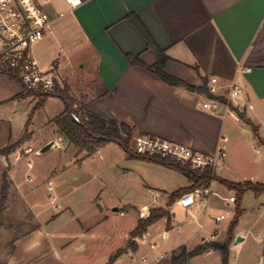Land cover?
Listing matches in <instances>:
<instances>
[{"label": "crops", "instance_id": "1", "mask_svg": "<svg viewBox=\"0 0 264 264\" xmlns=\"http://www.w3.org/2000/svg\"><path fill=\"white\" fill-rule=\"evenodd\" d=\"M36 2L50 15L52 25L46 37L34 46L33 54L42 67L54 66L60 71L63 83L71 87L72 97L75 88L81 89L84 112L130 126L134 136H158L206 154L216 152L221 138H227L228 160L220 166V175L217 169L215 174L236 183L245 178L235 169L250 162L249 152L264 147V0H81L74 12L65 0ZM157 48L170 58L165 72L196 88L202 87L205 80L208 87L211 77H217L224 87L221 97L228 94L231 84L242 88L235 109L244 119L236 112V116L228 115L226 108H221L220 115H212L202 108L209 99L206 94L172 87L146 68L131 65L127 59V56L137 57L146 66H153L158 61ZM25 92L18 81L0 74V123H4L2 116L7 114L8 118H14V108L26 106L27 110L23 126L15 135L11 121L5 124L7 132L6 135L0 133V149L19 141L26 131L31 138L25 144L31 145L35 132L42 129L59 137L58 140L48 137L46 143L54 140L61 148H69L54 125L57 117L38 120L50 100H61L50 97L30 120L38 101L34 95L17 99ZM61 103L63 113L65 107ZM246 120L258 129V136ZM111 145L114 144L100 148L97 153ZM123 155L129 161H140L128 159L124 152ZM25 168L28 172L27 166ZM23 175L19 179L14 175L13 182L34 223L13 239V250H9L4 264H130L129 250L147 253L150 264H173V256L183 247L190 252L202 245L205 238L212 237V234L203 235L205 222L198 219L199 214L208 210L210 195L189 211L174 204L170 224L162 219L149 227L148 242L156 243L155 249L135 243V248H129L131 233L139 219H144L140 211L147 207L149 215L155 208H164L170 194L158 193L160 197L155 203L153 200L152 207L143 204L127 205V211L114 209L121 217L131 214V220L124 229L107 228L109 216L103 213L101 206L83 212L72 207L63 209L59 204L58 210L32 212L27 197L33 189L27 186L31 182H26ZM91 202L95 203V199ZM174 207L185 211L197 225L193 236L182 244L179 241L187 233L177 229ZM247 234L243 229L237 231V236L244 239L231 245L229 264H241L237 254ZM199 237L201 242L189 249L190 242ZM113 238L119 245L104 252L103 244ZM158 243H162L163 250L158 251ZM120 250L126 252L111 262ZM217 252L210 250L205 254ZM234 253H237L235 257ZM89 254L93 257L88 262L85 258ZM260 263L261 259L257 264Z\"/></svg>", "mask_w": 264, "mask_h": 264}, {"label": "rangeland", "instance_id": "2", "mask_svg": "<svg viewBox=\"0 0 264 264\" xmlns=\"http://www.w3.org/2000/svg\"><path fill=\"white\" fill-rule=\"evenodd\" d=\"M65 87L70 90V97L74 100L73 109L76 111L80 110L85 105V102L81 101V93L79 92L81 89L75 88L74 98L69 85L63 83L60 88ZM31 96L33 95L28 97ZM36 99L38 101V98ZM62 108L61 101L50 100L44 111L39 115V122L58 117L62 113ZM12 111L16 113L14 118H8L9 114L2 116V121L4 122L0 123L2 125L0 129L2 135H6V125H9L10 121L14 135L23 126L24 115L27 111L26 106L14 108ZM49 133L45 129L36 131L31 140V145L40 151L50 143H46L48 137L58 140L59 137L57 138L56 134H51L50 130ZM134 138L135 136L132 139L131 146ZM17 142L10 146L15 145ZM60 143L63 145V142ZM24 146L27 145L19 146L7 158L0 156V198L4 173L7 175V181L9 182L8 196L4 210L0 215V264H3L10 250L8 243L30 229L34 223L33 215L19 199L15 183L11 177V175H15L19 179L23 172L24 175L27 173L25 166L28 159L23 158L22 161L18 162L15 160V152ZM257 149L258 151L249 152V163L235 169H238L242 175L241 177H245L241 178V182L251 181L264 184V162L262 161L264 160V147L259 146ZM260 153L262 154L260 155ZM85 157V153L80 154L71 145L69 148L62 147L59 149L53 147L43 154L32 157L34 169L30 172V175L33 181L27 185L33 189L27 197V203L32 208V212L38 213L39 211L52 208L49 202V193L46 189L49 182H51L54 187L53 194L57 204H61L63 209L72 207L75 210L90 212L91 208H99L98 206H101L103 213L109 216L110 221L106 225L107 228L117 226V228L124 229L130 222L132 215L128 214L126 217H121L119 215L120 212L116 213L114 209L118 208L119 211H127V205L139 207V205L143 204L152 207L154 206L153 200H155L156 193L172 194L189 186L188 179L175 170L143 160H127L121 149L116 145H111L104 152L95 153L86 157V159ZM223 161L219 162L216 168L218 175H220V166ZM58 163H60L59 167L57 166ZM52 169H57V171L52 172ZM210 188L212 193L210 194L209 208L198 215L199 222H205L206 228L203 235L210 236L217 232L215 240H218L217 242L219 243H228L230 256L231 245L235 243L237 231L243 229L245 233L248 232L247 238L242 244L239 253H234L233 257L237 254L240 257L241 264H257L260 259V264H264V193L261 196H257L254 192L247 191L243 195L241 200L243 214L239 224L232 233L231 240L228 230L235 216L236 203H231L229 199L231 196L236 197V192L229 191L219 182H213ZM94 199L95 203L91 202ZM173 206L169 207L166 203L164 208L171 212ZM63 211V213L66 212V210ZM172 211L175 214L174 220L179 232L187 233L179 241V244H182L185 239L193 236L197 230V225L185 211L176 207ZM227 211L230 212L229 216L217 223L215 221L216 217L225 214ZM64 215H67V213ZM127 237L129 238V234ZM200 242V237L190 242L189 249H193ZM117 245H119V242L113 238L111 241H106L101 249L104 252H108L109 249H113ZM157 249L158 251L164 249L162 243H158ZM169 249L171 250V248ZM91 257L93 255H86L85 261L88 260L89 262ZM221 257L222 254L219 251L211 254L203 253L190 259L187 264H220ZM248 260L250 263L246 262Z\"/></svg>", "mask_w": 264, "mask_h": 264}, {"label": "built area", "instance_id": "3", "mask_svg": "<svg viewBox=\"0 0 264 264\" xmlns=\"http://www.w3.org/2000/svg\"><path fill=\"white\" fill-rule=\"evenodd\" d=\"M70 7V11L81 5V0H65ZM64 13L60 14L63 17ZM52 19L43 6L39 5L36 0H0V74L13 77L25 89V91L33 94L48 95L55 93L63 86L60 71L54 66L42 67L33 54V48L41 42L51 29ZM245 71L250 72V69ZM224 87L220 84L217 77H211L208 83V92L213 98H209L202 104L204 110L209 111L212 115H220L221 108H226V112L230 116H236L235 111L231 108L237 107V99L243 93L242 88L238 85L231 84L228 88V94L221 97L220 91ZM224 98V102L218 100ZM76 122H80L76 114H71ZM53 147L61 148L58 142H54ZM131 150L133 154L147 158L170 159L182 166H187L192 170H205L207 168L216 169L219 162L227 157V138H221L220 146L217 151L211 154L196 151L186 145L162 139L153 135L135 136ZM33 146L27 145L21 147L15 152V160L22 161L27 158L28 172L25 174V181L32 182L30 175L33 169L32 157L39 154ZM12 180L14 175H11ZM49 193L50 206L55 210L60 208L53 194L54 187L51 182L47 185ZM210 189L197 188L193 192L182 196L176 201V205L185 211H189L194 206H199L206 196L211 194ZM160 194H155L154 203ZM229 201L235 203V196H231ZM144 216L142 210L140 215ZM230 212L217 216V223L229 216ZM123 215V214H122ZM200 228H203L200 225ZM205 238L203 244L211 243L215 238ZM149 234L146 232L141 236L132 238L135 244L149 245L151 249H155L156 243L148 242ZM130 264H150L151 258L147 253L128 251Z\"/></svg>", "mask_w": 264, "mask_h": 264}, {"label": "trees", "instance_id": "4", "mask_svg": "<svg viewBox=\"0 0 264 264\" xmlns=\"http://www.w3.org/2000/svg\"><path fill=\"white\" fill-rule=\"evenodd\" d=\"M158 53V61L153 66H146L143 64L139 58H133L131 56H127L130 64L133 66L144 67L147 70L156 74L159 79H161L166 84L172 87L183 88L190 92H198L206 94L209 98H213L208 92L207 80L202 87L196 88L185 81L176 78L167 72H165V67L167 63L170 61V58L166 55L163 50L157 48ZM15 80L13 77H11ZM70 90L65 88H59L55 93L48 95L41 94H33L31 92H26L24 95L19 96L17 99L26 98L29 95H34L38 98V102L32 113L30 114V120L35 115V113L42 109L45 106L46 101L50 97L59 98L64 104V112L55 119L54 125L57 128V132L59 133L61 139H64L68 142L69 145L76 148L80 153H85L86 157L94 155L100 148L108 146L110 144H114L118 146L126 155V157L130 160H143L147 162H151L172 170H175L185 176L189 181V186L179 191H176L170 194L167 197V206H172L176 203L178 199L182 196L193 192L197 188L210 189L213 182H219L221 185L225 186L229 191H235V203H236V212L233 218V221L229 227L228 234L231 235L234 232L235 228L239 224V220L243 214V210L241 208V200L243 195L247 191L254 192L257 196H261L264 193V184L253 183L251 181L246 182H232L229 180H225L219 178L215 174V170L212 168H207L205 170H192L187 166H182L180 163L172 161L170 159H161V158H147L133 154L131 150V142L134 137V129L125 124H119L114 120L106 119L97 114H93L90 112H84L82 109L74 110V100L70 97ZM218 100L224 102V98H218ZM233 111L237 113V115L244 119L242 113H240L237 109L231 108ZM71 114H76L80 122H76ZM246 123L252 127V130L256 136H258V129L251 124L248 120ZM27 125V129H28ZM31 136L27 133L21 138L15 145L8 146L6 148L0 149V156L9 157L16 148L22 146L26 142L30 140ZM8 188L9 182L7 181V175L3 174V185L1 190V198H0V215L4 210V205L6 203V199L8 196ZM162 219L167 220V224H170L171 215L165 208L159 207L151 210L149 216L144 219H139L137 228L131 233V237H138L142 234L146 233L149 227L157 224ZM1 227V222H0ZM14 240L9 242L8 247L10 250H13ZM134 242L130 241L128 244L129 248H135ZM210 250L219 251L222 254V264H228L229 258V246L227 242L219 243V242H211L207 244H202L195 247L192 251L188 252L186 247H183L178 255L173 256V264H187L188 261L194 257H197L203 253H206ZM126 250L118 251L112 258L111 262H114L119 256L124 254ZM4 264V263H3Z\"/></svg>", "mask_w": 264, "mask_h": 264}, {"label": "water", "instance_id": "5", "mask_svg": "<svg viewBox=\"0 0 264 264\" xmlns=\"http://www.w3.org/2000/svg\"><path fill=\"white\" fill-rule=\"evenodd\" d=\"M54 145V142H50L49 144H47L44 148H42L39 152V154H43L45 152H47L48 150H50ZM142 213L143 215L145 216L147 214V209L144 208L142 209ZM243 237L242 236H237L236 237V240H235V243L238 244V243H241L243 241Z\"/></svg>", "mask_w": 264, "mask_h": 264}]
</instances>
